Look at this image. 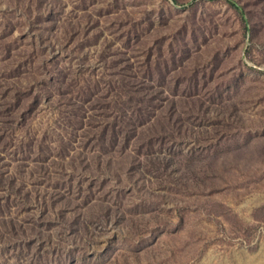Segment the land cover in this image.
Returning <instances> with one entry per match:
<instances>
[{"label": "rangeland", "instance_id": "374dc122", "mask_svg": "<svg viewBox=\"0 0 264 264\" xmlns=\"http://www.w3.org/2000/svg\"><path fill=\"white\" fill-rule=\"evenodd\" d=\"M233 1L239 8L0 0V38L13 26L0 39V75L15 71L11 81L27 88L46 63L40 86L56 79L42 110L13 132L22 150L4 151L9 165L0 166L32 198L29 212L5 220L24 228L33 218L47 238L0 241V264H264V0ZM132 86L155 100L150 124L170 129V116L176 126L156 152L164 172L135 153L134 140L123 153L121 142L97 141L103 121L123 119L116 105L135 118L117 99ZM38 147L58 160L46 161L50 178L39 172Z\"/></svg>", "mask_w": 264, "mask_h": 264}, {"label": "trees", "instance_id": "16d2710c", "mask_svg": "<svg viewBox=\"0 0 264 264\" xmlns=\"http://www.w3.org/2000/svg\"><path fill=\"white\" fill-rule=\"evenodd\" d=\"M231 1L234 6L239 8L235 1ZM175 4L182 8L187 6L185 4H179L177 1H175ZM6 28L8 33L6 36L4 35L0 38L2 41H8L9 37L13 35V26L8 25ZM1 46L3 52L5 53L4 58H10L12 55L11 48L5 45ZM19 55H21V53H19ZM26 59L27 60L23 65H25V63L29 65L33 60L36 61L35 57L32 59ZM43 61H45V59ZM39 69L40 72H38L37 77L34 75L29 76V79L34 84L27 88H22L11 81V77H20L19 73H16L15 71L10 74H5V72V75H0V166L9 165L8 161L4 158V151L9 155L11 152H16L15 154L17 155V153L22 150L21 148H17L14 141L11 140L14 130L24 124L29 125L31 123L36 114L42 110V107L40 106L41 93L45 92L46 88L50 85L54 87V84H56L55 77H52V74H50L48 82H44L41 87L39 84V77L48 72L47 64L44 63L40 65ZM121 87L122 89H125L124 85H121ZM134 89L136 88L132 86L129 90H122L125 92V96L122 94L117 95V99L131 108V115H135V118L130 117V112L127 111V108L123 105H116V110L122 115L123 119L115 115L111 120L103 121L102 123L104 126L97 131L99 136L97 141L99 140V144L103 147L107 144L109 148H113L121 142V151L123 153L124 150L128 149L130 142L134 140L136 142L135 153L137 155L143 154L152 170H155L156 172H164L165 166L160 167L159 162L162 160L156 152H160L166 147V140L168 138H173L171 136L172 131L170 129H174L176 126L172 124L170 116L166 118L168 125H170V129H168L169 126L168 128L165 127L158 120L156 121L158 123L157 127L150 124L153 119L154 111L152 110V106L155 105V100L150 97L147 98L145 96H137ZM148 124H150L149 127ZM96 129L98 128L95 127V129L92 130L96 131ZM139 129H143V133L140 134ZM86 134L88 133L86 132ZM85 137H87V135H85ZM94 141H96V139H94L92 143ZM26 148H28L29 152H31L32 146ZM38 151L44 155L42 147H38ZM68 154L69 153H67L65 149H63L62 152H59L60 157H64ZM139 157L140 156H138V159ZM17 161L20 165L25 163L24 160ZM46 161L56 164V161L58 160L55 159L54 156L49 158L44 155L41 162H36L40 165L39 172H42L44 175L47 172V177L50 178V174L46 171ZM71 162L70 166L75 168L73 163L75 161L73 160ZM84 168L85 173L90 171L87 167L84 166ZM95 168L96 170L100 168L98 162ZM61 171L67 173L65 167H61ZM125 172L128 179L132 181L133 177L129 173V168L126 169ZM13 197L16 199L14 202L10 200ZM18 203H20L19 206H17ZM31 203L32 198L28 195V193L17 187V180L15 177H13L7 170L3 172L0 169V241L11 244V236L17 239L26 238L30 237L33 233H35L38 238L43 240L45 239L46 236L42 235L41 230L37 228V222L33 218L26 221L24 228H22L23 225H19L14 219H7L6 221L4 218V216L12 210L16 213L29 212L27 205H31ZM12 206L15 208H12ZM29 216H33L32 213L29 214ZM7 231L8 235L5 234Z\"/></svg>", "mask_w": 264, "mask_h": 264}]
</instances>
